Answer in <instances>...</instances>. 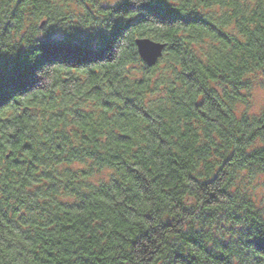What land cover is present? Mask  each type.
<instances>
[{"label":"trees","instance_id":"1","mask_svg":"<svg viewBox=\"0 0 264 264\" xmlns=\"http://www.w3.org/2000/svg\"><path fill=\"white\" fill-rule=\"evenodd\" d=\"M257 79L264 0H0V264H264Z\"/></svg>","mask_w":264,"mask_h":264},{"label":"water","instance_id":"2","mask_svg":"<svg viewBox=\"0 0 264 264\" xmlns=\"http://www.w3.org/2000/svg\"><path fill=\"white\" fill-rule=\"evenodd\" d=\"M43 24L44 21H41L40 26ZM134 44L140 59L147 67H152L157 63L166 47L165 42L154 40L148 36L135 37Z\"/></svg>","mask_w":264,"mask_h":264},{"label":"rangeland","instance_id":"3","mask_svg":"<svg viewBox=\"0 0 264 264\" xmlns=\"http://www.w3.org/2000/svg\"><path fill=\"white\" fill-rule=\"evenodd\" d=\"M119 0H100L102 4H115ZM71 9H75V4H70ZM79 9H77L78 11ZM251 96L248 98L250 103L248 104L247 111L250 114H257L260 108L264 106V79H257L253 82V85L250 88ZM244 107V104L241 105ZM256 191H258V195H264V188L263 187H256Z\"/></svg>","mask_w":264,"mask_h":264}]
</instances>
